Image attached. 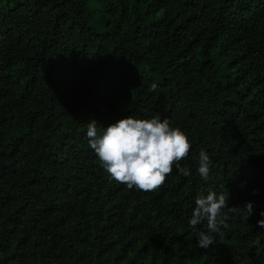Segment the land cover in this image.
I'll return each mask as SVG.
<instances>
[{"label": "trees", "instance_id": "16d2710c", "mask_svg": "<svg viewBox=\"0 0 264 264\" xmlns=\"http://www.w3.org/2000/svg\"><path fill=\"white\" fill-rule=\"evenodd\" d=\"M128 115L184 131L191 174L113 180L87 124ZM209 189L253 210L204 249ZM262 213L264 0H0V264H264Z\"/></svg>", "mask_w": 264, "mask_h": 264}, {"label": "clouds", "instance_id": "9594fccd", "mask_svg": "<svg viewBox=\"0 0 264 264\" xmlns=\"http://www.w3.org/2000/svg\"><path fill=\"white\" fill-rule=\"evenodd\" d=\"M152 84L150 90H155ZM89 146L95 151L102 167L109 176L118 183L124 184L129 190L154 192L165 183L174 167L180 175L189 176L188 167H182L180 162L187 159L192 142L179 127H173L168 119L159 117L138 119L132 115L118 119L109 124L102 133L97 132L96 121L87 124ZM212 161L205 150L199 152L198 172L207 179ZM237 214L246 212L247 219L253 210L251 202H246L243 208L229 206V192L209 189L207 195H198L195 207L189 220V227L197 237L198 247L207 249L216 242L214 233L220 226H227L224 221L227 215L222 212ZM264 216V213L261 214ZM207 220V231H197V226ZM259 228H264V219L257 222ZM254 244L258 245L259 240Z\"/></svg>", "mask_w": 264, "mask_h": 264}]
</instances>
